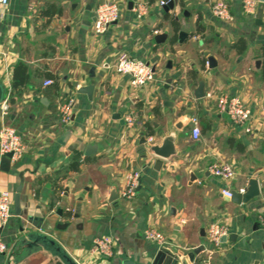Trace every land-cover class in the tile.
<instances>
[{
  "label": "crops",
  "instance_id": "obj_1",
  "mask_svg": "<svg viewBox=\"0 0 264 264\" xmlns=\"http://www.w3.org/2000/svg\"><path fill=\"white\" fill-rule=\"evenodd\" d=\"M101 1L8 0L0 15L4 121L28 144L9 171L0 170V190L12 193L0 264H63L43 249L17 259L13 245L27 231L51 234L77 264H149L159 250L176 257L166 264H264V0L252 15L242 12L241 0H224L231 22L213 15L216 0H170L166 10L159 0H115L119 18L96 33L94 7ZM139 1L147 13L137 20ZM119 52L151 65L154 79L133 87L107 68ZM18 65L26 79L13 89ZM46 79L52 83L44 85ZM200 81L205 95L195 98ZM90 84V95L79 92ZM218 94L239 97L251 109L249 120L232 124L215 109ZM67 98L73 109L62 124L58 106ZM127 111L135 117L132 127L123 120ZM173 130L177 155L162 159L142 142L159 143ZM219 162L235 168L232 179L207 171ZM132 170L140 172V185L123 198ZM250 179L259 192L246 203L221 192L243 193ZM17 186L19 216L13 212ZM212 222L227 228L218 245L207 237ZM149 228L166 243L146 239ZM100 236L112 239L111 255L93 250Z\"/></svg>",
  "mask_w": 264,
  "mask_h": 264
},
{
  "label": "built area",
  "instance_id": "obj_2",
  "mask_svg": "<svg viewBox=\"0 0 264 264\" xmlns=\"http://www.w3.org/2000/svg\"><path fill=\"white\" fill-rule=\"evenodd\" d=\"M170 0H159L160 6H165ZM259 0H241L242 12L246 15H252L255 11ZM211 6V11L214 16L225 22H231L233 16L229 10L228 3L224 0H216ZM8 4V0H0V15ZM147 13V4L144 1L136 2L133 7V16L135 19H142ZM120 16L119 6L115 0H105L97 2L94 7V23L93 29L96 33L104 32L108 26L116 21ZM264 58V53H263ZM114 72L128 77L129 84L133 87H143L154 79V71L151 65L147 62L131 57L126 52L117 53L114 61L110 65H106ZM52 83L51 79L43 81L44 85ZM210 96V94H207ZM73 99L67 98L59 103L58 113L59 121L62 124H67L72 114ZM215 109L218 112L225 113L232 124L242 125L246 123L251 114V109L246 106L243 101L235 96L229 94H218L214 97ZM8 101L3 98L0 101V156L10 154V164L17 163L24 152L27 150L25 140L21 137L14 125L8 124L4 121L8 113ZM124 123L127 127H132L135 124V117L131 111H127L123 116ZM192 124V136L197 138L199 135V128L197 125V117L191 116L189 118ZM249 129L247 128L246 131ZM147 141H151V137H147ZM235 168L230 163L219 162L211 163L207 167V171L222 180H230L235 175ZM140 180V172L132 170L125 175V185L121 190L120 196L123 198L132 197L138 187ZM226 197L231 196V190L225 187L221 190ZM12 215V193L8 190H0V254L7 252L8 246L3 240L2 229L8 222ZM261 228L264 230V219L261 220ZM227 233V228L219 224V222H212L207 229V237L211 243L218 245L221 237ZM144 237L148 240L155 241L159 246L166 243L163 234L155 229L149 228L144 232ZM93 250L98 251L103 255L112 254V239L109 236L96 237L92 242Z\"/></svg>",
  "mask_w": 264,
  "mask_h": 264
},
{
  "label": "water",
  "instance_id": "obj_3",
  "mask_svg": "<svg viewBox=\"0 0 264 264\" xmlns=\"http://www.w3.org/2000/svg\"><path fill=\"white\" fill-rule=\"evenodd\" d=\"M172 4L169 1L164 7V10L168 9ZM180 36L183 33H179ZM158 37H161L159 35H155L156 39H159ZM212 58L208 59L209 64H212ZM259 62V61H256ZM93 89L92 84L83 87L79 90V92L87 93L88 95L91 94ZM179 93V91H177ZM194 97L195 98H201L205 95L204 93V82L200 81L198 86L196 87L194 91ZM4 95V88L2 84L0 83V101L3 99ZM179 124L177 125V127ZM161 140L159 143H152L150 141H147L146 138L142 137V142H146L147 149L151 151L154 155L166 159L169 158L172 155H177L178 151L175 148V140H176V130H173L163 136L160 137ZM150 142V143H149ZM93 148L92 145H89L88 149ZM9 156L10 154H5L0 156V170L7 172L10 169V163L9 162ZM157 163L160 165L162 164L161 161H157ZM248 188L245 192L240 193L239 191H231V196L229 199L235 203H246L250 199H252L254 196H256L259 192L257 181L255 179H250L248 181ZM19 191L20 187L17 186L14 194H13V212L15 215L20 214V206H19ZM225 236L221 237V240H225ZM43 249L52 256L54 255L57 257L63 264H77L76 261L71 257L72 255H69V253L63 248V246L53 237L51 234L43 232V231H27L23 233L21 236L17 237V240L15 241L13 245V249L11 251L12 254L14 250L18 251L17 259H19L22 256L28 255L34 251ZM201 249V247H196L191 253L188 254L189 259L192 258L193 253L198 252ZM11 254V255H12ZM10 255V257H11ZM174 255L170 253H166V251L159 250L156 256L153 258V260L149 264H166L168 261H173ZM165 261V263L163 262ZM169 263V262H168ZM129 264V263H128ZM176 264V262L174 263Z\"/></svg>",
  "mask_w": 264,
  "mask_h": 264
},
{
  "label": "trees",
  "instance_id": "obj_4",
  "mask_svg": "<svg viewBox=\"0 0 264 264\" xmlns=\"http://www.w3.org/2000/svg\"><path fill=\"white\" fill-rule=\"evenodd\" d=\"M236 46L238 47V49L240 48L242 49L244 46V41L240 39V41L237 42ZM263 70H264V64H263ZM25 79H26L25 68L23 65H18L14 71L13 89H15L16 86H18L22 82H24Z\"/></svg>",
  "mask_w": 264,
  "mask_h": 264
}]
</instances>
